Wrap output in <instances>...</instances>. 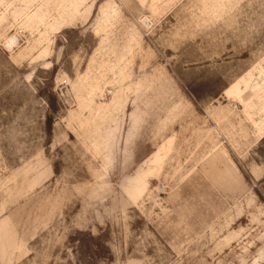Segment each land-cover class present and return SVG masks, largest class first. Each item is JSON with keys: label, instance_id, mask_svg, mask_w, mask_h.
Listing matches in <instances>:
<instances>
[{"label": "rangeland", "instance_id": "1", "mask_svg": "<svg viewBox=\"0 0 264 264\" xmlns=\"http://www.w3.org/2000/svg\"><path fill=\"white\" fill-rule=\"evenodd\" d=\"M0 264H264V0H0Z\"/></svg>", "mask_w": 264, "mask_h": 264}, {"label": "trees", "instance_id": "2", "mask_svg": "<svg viewBox=\"0 0 264 264\" xmlns=\"http://www.w3.org/2000/svg\"><path fill=\"white\" fill-rule=\"evenodd\" d=\"M52 124H53V119L49 117V118L47 119V126H48V133H49V134H51Z\"/></svg>", "mask_w": 264, "mask_h": 264}, {"label": "bare ground", "instance_id": "3", "mask_svg": "<svg viewBox=\"0 0 264 264\" xmlns=\"http://www.w3.org/2000/svg\"><path fill=\"white\" fill-rule=\"evenodd\" d=\"M224 94L229 97L231 95V90L230 89L226 90ZM244 106L247 108V103L246 102H244Z\"/></svg>", "mask_w": 264, "mask_h": 264}]
</instances>
